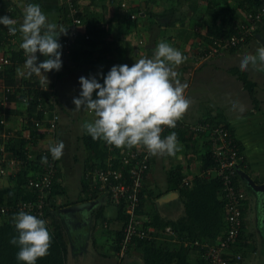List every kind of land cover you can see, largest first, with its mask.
<instances>
[{"label":"crops","instance_id":"0c3cea01","mask_svg":"<svg viewBox=\"0 0 264 264\" xmlns=\"http://www.w3.org/2000/svg\"><path fill=\"white\" fill-rule=\"evenodd\" d=\"M109 1L83 0L80 3V11L89 16L99 17L101 22H97L98 24L101 23L104 28L102 34L101 32L97 33L100 40L94 45L93 56L99 58V64L104 65L108 70L114 65L127 64L131 67L140 58H151L157 44L162 41L178 49L187 59L181 65L173 67L179 74L178 78L181 83H187L188 87L185 89L184 95L190 100V107L179 120L180 123L191 127L194 123L208 117L212 123L225 124L246 158L247 164L242 172L247 173L256 181H264V64L258 61L255 67L250 65L246 71H242L240 68V62L245 55H256L261 33L249 39L242 47L220 49L218 53H212L206 61L196 62L203 52L210 51L212 47V42L209 43L204 39L205 34L201 23V18L208 15L207 10H204L205 5L211 0H157L155 2L157 7L161 6V3H168L170 8L171 3L175 1H177V7L173 13H168L164 20L154 17L151 23H149V19H140L138 20L140 22L137 23L122 19L117 22L116 19L118 18H114V13L120 10L116 4L117 0H114V3H109ZM130 2L134 8L144 6L142 0H130ZM29 3L39 4L49 21L59 23L61 0H0V17L9 16L16 20V27L19 29L23 21L24 6ZM187 3V8L190 10L188 14H185L183 9L178 11L182 5H187ZM160 9L165 8L162 6V8L159 7V11H161ZM179 14L181 15L178 16ZM180 17L184 18L183 22L179 21ZM174 20H176L174 23H170ZM148 23L149 25H147ZM85 27L82 26L80 32L85 33ZM5 29H7L6 26ZM195 31L201 35H196ZM21 43L22 34L19 30L15 36L8 32L0 38V57L18 51ZM83 46L87 45L83 44ZM45 59L46 57L40 54L37 64ZM65 59L67 58L61 55V60ZM23 60L17 64L14 72L13 83H16L17 86V81L32 80L33 76H36L33 74L32 77L26 78L18 73L17 69L24 71L25 56ZM66 65L64 66L62 62L59 71L52 70L43 73L49 81L53 82L52 91L54 90L57 96L59 88L57 80L60 81L61 78H65L69 81L72 77L79 80L83 76L81 75L83 74L82 69L77 68L73 63L67 62ZM99 73L98 69H94L89 77L92 75L96 77ZM37 77L43 78L42 76ZM242 78L252 83L251 89L244 85ZM4 87V77L0 76V102L3 99ZM68 88L69 85L67 84ZM96 98L97 95L93 94V99ZM68 103L67 99L59 100L57 109L60 114L62 107L71 108L74 104ZM7 106L9 107V105ZM10 107H13L11 110H14V113L10 112L7 126L13 128L17 127L16 121H18L19 116H15L17 114L15 111H18L16 106L10 105ZM241 107H243V111L240 110ZM72 109L67 111L65 115L61 114L58 124L59 140L63 141L65 145L58 165L67 191L59 195L57 200L58 202L69 200L70 203L65 206L74 205L82 200H97V203L93 208H84L79 212L58 211L64 206L57 210L69 239L66 264H76L74 251L79 245L86 246L83 253L95 256L94 259L96 260L92 264H145L144 252L134 242L126 252V256L119 257L118 233L123 224L118 217L119 206L102 192L96 198L87 197L91 195V191L86 192L84 189V164L94 160L91 151L83 148L81 135L84 132V123L90 122L89 120L92 118L81 122L82 118L77 117ZM93 118H96L95 115ZM79 129H81L80 132H78ZM2 133L3 131L0 133V144L5 141ZM171 133L169 132L161 138L167 137ZM42 136H39L37 141L33 143L34 147L31 151L34 154H37L38 148L44 146L47 141L44 136L43 140L39 141ZM184 137L186 139L177 138L179 151L174 156L167 154L152 156L151 167L145 181L146 192L151 190L154 194L159 191L163 193L155 198H145L144 208L147 209L148 213L157 209L161 217L172 219H177L186 213L180 189L168 187L167 173L169 170L180 167L181 173L190 180L191 184L195 178L207 175L202 168V158L207 150L208 137L199 134H192V138L188 134ZM5 147L7 149L5 154L8 156L9 145ZM240 176V184L246 189L248 196L245 201L244 227L239 238L240 241L233 246V251H239L242 258L240 260L234 259L231 264H264V222L255 211L254 197L246 179L242 174ZM9 185V179L4 176L0 182V187ZM100 205L104 207V216L96 217L94 212ZM106 210L110 213H107ZM147 212L142 213L141 217H149ZM70 227L72 232L80 234L81 237L76 235L72 241L69 233ZM176 240L178 241V238ZM197 240L199 239H195V243ZM188 241L185 240L186 245H188ZM95 246L99 251L97 254L95 253ZM101 246L110 250L109 256H106L108 254ZM86 249L89 250L86 252ZM117 257L120 260H117ZM188 257L191 261H196L201 257V250L199 251L197 247L190 249ZM86 264L91 263L89 261Z\"/></svg>","mask_w":264,"mask_h":264},{"label":"trees","instance_id":"16d2710c","mask_svg":"<svg viewBox=\"0 0 264 264\" xmlns=\"http://www.w3.org/2000/svg\"><path fill=\"white\" fill-rule=\"evenodd\" d=\"M150 1L152 2V4H155V2H157V0ZM225 1L227 0L209 1V9H212L210 8L212 6H220L221 8H218V10L212 9V11H210L205 18H201L202 27L205 34L204 39H206L209 43L212 42L213 44V40L215 39L218 40L229 37L235 31L234 28L236 23L239 21H244V13H255L257 8L264 3V0H230V7L224 9L222 3ZM61 5L62 7L59 8V14L61 17L59 23H62L66 28H68L67 35L62 34L58 41L62 45L61 55L67 58L62 61L64 66L67 62L73 63L77 66V68L82 69L83 74L88 75V77L94 69H98L100 73L98 74V76H96V78L98 82L103 84V78L100 74L102 73L104 76H106L110 70L105 68L104 65H100L98 60L99 58L93 56L94 45H96L97 41L100 40V36H97V33L101 32L102 34L104 32V28L103 26H101V23L98 24V22H101V19H99V17L97 18V16H89L84 12L79 11L76 14V17L82 20L83 25H81L79 27V31L76 32V34H78H75L73 36V43L70 45V47H68L67 50H65L63 49L62 42L70 38L69 25L71 23V19L69 18L67 13V6H65V4L63 3ZM148 5L145 4L144 8H134L130 2L125 8L117 6L120 9V12L116 11L114 13V18H118L116 19L117 22L118 20L122 19L124 21L130 20L137 23L138 17L147 15V19H149V23H151L152 19L155 16L165 17L168 13H173L177 7V1L171 3V7L169 9H162L161 11H154L152 10V7L150 5V7H148ZM142 11L143 16H141ZM133 14L134 17H131V15ZM179 19V21L181 22H183L184 20L183 17H180ZM175 21L176 20L171 21L170 23H174ZM149 23L147 25H149ZM82 26H86L85 33L80 32ZM259 30L260 29H257V34L259 33ZM195 32L196 35L200 34L197 31ZM6 34H8V30L5 29V25L0 24V38L5 36ZM255 36L256 35H253L252 38H254ZM263 39L264 38L260 37V41L258 42L259 47L264 46ZM83 44L87 46H83ZM24 56V51L21 48L18 51H13L11 55H8L10 63L7 64L2 70H0V76L4 77L5 86L12 87L10 91H5L4 93V96L6 97L5 102L7 103V105H9V107L7 106V108L5 109L4 115V119L6 120L7 125V120L9 119L10 112L14 113V110H11L13 109V107H10V105L16 106V109L18 111H15L17 112L15 116L18 115L19 117L29 115L36 119H40L44 117L43 111H46L49 116L52 115L54 110L58 111L57 107L59 105V99L55 91L51 90L52 86L54 85L52 84L53 82L51 80L48 86L45 84L46 87H43V89L39 88L41 78L37 76H33L32 80L26 79L24 81H17L18 86L15 85L16 83H13L15 78L14 72L16 71V66L18 63L24 61ZM36 56L39 59V52L36 53ZM242 81L246 87L251 89L252 83L244 78H242ZM93 94H96V92H94ZM25 97H28L26 99L27 103L23 101ZM50 98H53L54 101H51ZM207 120H209V118ZM16 123L17 127L13 128L11 126L2 128V125H0V133L2 131L10 132V135L7 138L4 137L5 141L2 144L7 147L9 145V153L8 156H6L7 159L10 157H16L19 160L24 161L25 163L18 164L15 167L17 170H13L11 173H9L8 176H6L10 181V185L0 187V205L15 203V200L20 199L36 198L37 195V190L34 188L26 187L25 183L28 181L30 175L35 174V172L37 171L35 161L39 160L38 156L40 154L38 151V153L35 155V159L31 161L26 157V153L30 150V142L35 143L38 137L41 135L37 133V130L32 129V125H30L28 126L31 134V139L29 141L28 138H25L26 136H24L23 132V130L27 127L22 125L18 128V121H16ZM223 125L226 126L225 124ZM189 128L190 127L186 125H182L178 120L174 129L164 127L161 133V137L169 132H175L177 134V138L186 139V137H184V135L186 134H188V136L192 138L191 135L194 133L190 131ZM81 139L83 148L85 150L91 151L94 160L91 163L84 164V168L93 166H105V160L110 153L115 155L111 160L113 163H115V166H119L121 164V156L123 155V153L121 152L122 148H117L113 145H110L114 147L113 151L110 152L108 150V144L106 143L105 145V141L93 140L91 136L85 131V129L81 135ZM140 147L145 148L143 146H136L131 148V150L135 151V149ZM239 150L241 151L240 148ZM202 159V168L204 171L215 166V161L213 160L212 153L209 149H207L203 154ZM57 161L59 164V159ZM246 164V158L244 156L241 167H243L244 169V167H246ZM167 174L168 187L179 188L181 191L186 213L185 215H182L177 219H172L161 217L157 209L151 210L150 213L147 212V209L144 208L145 198H155L163 193L162 191H159L158 193L154 194L151 190L148 191V193L146 192L145 181L148 177L147 173L142 189L139 192L140 200L136 205L135 213L139 217H141L142 213L147 212L149 217H141V219L146 226H154V231L151 232L150 237L136 236L133 242L137 247L143 250L145 264H208L205 257L203 256L204 249L200 246V244L195 243V239H199L201 242L204 240L214 241L225 232L227 226L226 200L222 192V179L220 176L210 175L197 177L194 179V182L192 184L187 183L184 181V176L180 171V167L169 170ZM61 175L62 172L59 169L57 171L56 179L52 185L48 197V203L45 207L44 216L40 217L33 212L25 211L37 216L40 219H43L46 222V227L48 228L52 236V242L48 254L42 258H39L36 261V264H66L67 261L69 239L67 231L61 222L60 216H58L57 210L61 206H65L70 203V201L66 200V202H58L57 200L59 195L64 194L65 191H67L64 184V178ZM240 175V173H236L233 177L234 183L237 186H241ZM84 189H86V192L90 189L89 178L86 176H84ZM89 191H91V195H88L87 197L91 196V198L98 197L100 193L97 188L93 191L90 189ZM118 206V217L123 222L121 230L118 233L120 240L123 235V226L126 224L130 216L126 210V205L124 202H121ZM245 207L246 206H244V210L246 209ZM18 212L19 210L17 209L9 210L5 213L0 212V264H23V262L18 261L16 258L17 252L19 251L18 246L10 243V240L13 237L18 236V232L16 231L14 224L12 223V217ZM94 214L96 215V217L104 216V207L102 205L98 206L95 209ZM168 226H170L173 232L167 229ZM243 227L244 223L242 224V230ZM177 238L178 241L176 240ZM185 240H189L188 245L185 244ZM239 241L240 240L238 239L236 243H238ZM133 242L130 243L129 247L133 245ZM236 243L234 244V246L236 245ZM120 247V244H118L117 248L120 249ZM194 247H197L199 251L201 250V257L193 262L188 257V251L190 249H193Z\"/></svg>","mask_w":264,"mask_h":264},{"label":"clouds","instance_id":"9594fccd","mask_svg":"<svg viewBox=\"0 0 264 264\" xmlns=\"http://www.w3.org/2000/svg\"><path fill=\"white\" fill-rule=\"evenodd\" d=\"M16 23L9 16L0 17V24L7 27L10 35L15 36L18 30L22 34L20 48L26 60L24 71L17 69L18 73L26 78L33 74L42 76L40 84L48 86L50 81L43 73L61 69L62 45L58 41L62 34L67 35L68 28L49 21L40 5L35 3L24 6L19 29ZM37 52L46 57L39 64ZM186 59L178 49L162 41L151 58H140L131 67L114 65L106 76L101 73L103 84L95 76H81L79 97L73 98L75 111L87 109L96 117L94 121L84 123L85 131L93 140H103L117 148L143 146L152 156H174L179 151L177 134L172 132L161 138V133L164 127L174 129L190 107V100L184 95L188 85L181 83L173 67ZM258 61L264 64V46L256 50V55H245L240 68L246 71L250 65L255 67ZM94 92L96 99H93ZM240 110L243 111V107ZM64 147L63 141L50 145L52 158L60 159ZM41 162L47 163L48 158L42 157ZM12 223L18 232V236L10 240L19 248L17 260L23 264H36L39 258L48 254L52 242L46 222L19 211L12 217Z\"/></svg>","mask_w":264,"mask_h":264},{"label":"built area","instance_id":"2783aa9c","mask_svg":"<svg viewBox=\"0 0 264 264\" xmlns=\"http://www.w3.org/2000/svg\"><path fill=\"white\" fill-rule=\"evenodd\" d=\"M83 0H61L67 6L68 16L71 19L69 25L70 38L62 42L63 49L67 50L73 43V36L79 31V27L83 24L82 20L76 17L80 11V3ZM114 2V0H110ZM130 0H117L116 4L119 7L125 8ZM134 17V14L131 15ZM244 21L236 23L234 32L226 38L215 39L210 51L203 52L200 59L196 62L206 61L212 53H218L220 49L227 50L231 48H239L246 44V42L257 35V29L261 30V37L264 38V3L261 4L255 13H244ZM78 34V33H77ZM76 34V35H77ZM87 37V35H86ZM264 41V39H263ZM10 63L8 55L0 57V70ZM42 79V78H41ZM40 79V80H41ZM46 85H39L40 89ZM12 87H4L3 99L0 102V125L7 127L4 119L5 109L7 103L4 96L5 91H10ZM52 90V89H51ZM28 97H25V102ZM54 101L53 98H50ZM40 109V108H38ZM43 111V110H41ZM44 117L36 119L32 116L26 115L18 118V128L22 125L26 126L23 130L25 138L31 139L30 129L28 126L32 125V129L37 130L38 134L44 135L47 138L45 145L38 148L39 160L35 161L36 172L31 174L28 181L25 183L26 187L37 190L36 198L15 200V203L0 205V212L5 213L9 210H19L33 212L38 216H44L45 207L48 203V197L52 185L56 179L58 169V161L53 159L49 151L50 145H55L59 142L58 127H59V112L54 110L49 116L46 111ZM29 129V130H28ZM194 134H207L209 150L212 153L215 166L206 170V176L215 175L222 179V192L226 200V220L227 226L223 235L219 236L216 241L197 240L196 243L204 249L203 256L208 264H231L234 259L240 260L242 254L233 251V246L239 239L242 232V224L244 223V206L247 198L246 189L242 186H237L234 183V175L241 173L243 167L241 163L244 160V154L238 148V145L233 138L230 130L220 123H212L206 118L194 123L189 128ZM44 133V134H43ZM10 132H3L2 136L7 138ZM43 140V136L39 141ZM106 145V142H105ZM33 143L30 142V150L26 153V157L33 161L35 155L33 150ZM113 146L108 145V150L113 151ZM121 149L123 155L121 156V164L115 166L111 160L113 154H108L105 160V166L85 167L83 175L89 178V188L93 191L96 188L106 194L113 203L119 205L124 202L126 210L129 214L128 221L123 226V235L119 240L120 249H118L119 257H125L129 250V245L138 237H150L151 232L154 231V226H146L136 213L135 208L139 203V192L144 184L145 176L151 167V154L146 148H137L135 151ZM7 149L4 144H0V182L4 176H8L18 164L25 163L16 157L6 158ZM47 157L48 162L42 163L41 158ZM4 163V164H3ZM125 170V171H124ZM211 173V174H210ZM187 177L184 181L190 183ZM89 189V190H90ZM172 232L170 226L167 227ZM120 259V258H119ZM120 264V263H119Z\"/></svg>","mask_w":264,"mask_h":264},{"label":"rangeland","instance_id":"374dc122","mask_svg":"<svg viewBox=\"0 0 264 264\" xmlns=\"http://www.w3.org/2000/svg\"><path fill=\"white\" fill-rule=\"evenodd\" d=\"M143 1V4L145 5V3L148 5V2H149V5L152 7V10H154V11H159V7L160 8H162V6L166 9H168L169 7H168V3H161L160 5L161 6H158L157 7V5H155V4H152V2L150 1V0H142ZM219 1V0H218ZM189 3H191V1H188ZM109 3H111V1H109ZM114 3V2H113ZM230 3H231V1L230 0H227V1H225V2H223L222 3V5H223V7H224V9L225 8H227V7H230ZM152 4V5H151ZM148 5V7H150ZM142 6V5H141ZM145 6H143V8H144ZM188 7V3H187V5H182V8H179V10L178 11H180V10H185V14H188L189 13V9L187 8ZM210 8H212V9H216V10H218V8H221L220 6L218 7H210ZM212 9H208V4L207 5H205V8H204V10H207V13H209L210 11H212ZM161 10V9H160ZM182 12V11H181ZM143 13V11L141 12V14ZM206 13V12H205ZM177 14V13H176ZM137 15H138V13H137ZM181 14H179L178 16H180ZM201 15H202V13H201ZM204 15V14H203ZM143 16V15H142ZM203 18V17H202ZM136 19V18H135ZM140 19H142V20H146L147 19V15H145V16H143V17H138L137 18V22H140V21H138V20H140ZM155 19H160V20H164L165 18L164 17H156L155 16ZM258 34H260V30H259V33ZM121 60H123V59H121ZM81 75H83V77H86V75L85 74H81ZM93 76V75H92ZM91 77V76H90ZM86 78H89V77H86ZM79 80L78 79H76V77H72V78H70V80L68 81V80H66L65 78H61L60 79V81H58L57 80V83H59V88H58V99L60 100V101H64V100H68L69 101V103L71 102V103H73V98H78L79 97V94H80V89H81V85L79 84V82H78ZM67 84L69 85V88L67 89ZM68 103V104H69ZM73 108V109H72ZM70 109H72V111L73 112H75L76 114L75 115H77V117H81L82 118V121L81 122H83V121H87V120H89V119H91V120H89L90 122H92V121H94V113L93 112H91V111H89V110H87V109H81L80 111H75V105L73 104V106L71 107V108H69V107H62V110H61V114L63 113V115H65V113L67 112V111H69ZM61 114H60V112H59V115L61 116ZM83 116H86V117H83ZM78 120H79V118H78ZM80 130L81 129H79V131L78 132H80ZM203 136H207V134L205 133V134H202ZM207 149H209V145H207ZM78 153H80V151H78ZM17 169L15 168L14 169V171H16ZM251 189V188H250ZM252 193H253V190H250ZM251 193V194H252ZM108 209V208H107ZM256 211V210H255ZM106 212L107 213H110V211H108V210H106ZM71 227H72V225H70ZM71 227L69 228V233H70V235H71V239H72V241H74V237H76V235L78 236V237H81L80 236V234H77V233H74V232H72V229H71ZM75 229V228H74ZM173 232V231H172ZM85 245H79V246H77L76 248H75V263L76 264H86V263H89V261H90V263L92 264V263H94V261L96 260V259H94L95 258V256L93 257V256H91V254H85V253H83V252H85ZM96 247L97 246H95V248L94 249H96ZM101 247H103V249L104 250H106V253L108 254V255H106V256H109L110 255V250L108 249V248H104V246H101ZM99 248V247H98ZM89 249H86V252L88 251ZM97 250V249H96ZM96 250H95V253L97 254V253H99V251L97 250V252H96ZM105 253V254H106ZM89 258H91V259H89ZM119 259V257H117V260ZM88 260V261H87ZM120 260V259H119ZM74 264V263H73Z\"/></svg>","mask_w":264,"mask_h":264},{"label":"water","instance_id":"95a60500","mask_svg":"<svg viewBox=\"0 0 264 264\" xmlns=\"http://www.w3.org/2000/svg\"><path fill=\"white\" fill-rule=\"evenodd\" d=\"M247 181L248 186L253 190V197L255 203V210L258 216L261 217L262 222H264V181H256L253 177L248 176L247 173L241 172ZM97 203V200H82L75 203L74 205L61 207L58 211L60 212H79L82 209L93 208Z\"/></svg>","mask_w":264,"mask_h":264}]
</instances>
